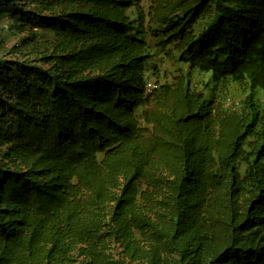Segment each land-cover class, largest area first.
Instances as JSON below:
<instances>
[{
  "label": "trees",
  "instance_id": "16d2710c",
  "mask_svg": "<svg viewBox=\"0 0 264 264\" xmlns=\"http://www.w3.org/2000/svg\"><path fill=\"white\" fill-rule=\"evenodd\" d=\"M142 1L0 0V264H264V0Z\"/></svg>",
  "mask_w": 264,
  "mask_h": 264
},
{
  "label": "rangeland",
  "instance_id": "374dc122",
  "mask_svg": "<svg viewBox=\"0 0 264 264\" xmlns=\"http://www.w3.org/2000/svg\"><path fill=\"white\" fill-rule=\"evenodd\" d=\"M151 1L152 0H143L141 2V7L145 12L147 11ZM8 23H10L9 18H6L5 21H0V61L21 62L23 59H25L24 56L27 54L25 48L21 47L22 39L26 37L28 32L26 28L23 29V32H11L10 30L7 31ZM42 35L43 37L46 36L47 39H50L47 34L42 33ZM16 46L20 47L19 52H15L14 47ZM28 57L29 59H35V55H29ZM155 62L159 66V71L156 72L152 78H150L149 84H153L155 86V83H171L175 76V73H169V71H172L174 67L173 64L166 58H161L160 60L156 59ZM206 77L207 75L195 76L194 83L198 86H201L205 82ZM198 89H200V87Z\"/></svg>",
  "mask_w": 264,
  "mask_h": 264
},
{
  "label": "built area",
  "instance_id": "2783aa9c",
  "mask_svg": "<svg viewBox=\"0 0 264 264\" xmlns=\"http://www.w3.org/2000/svg\"><path fill=\"white\" fill-rule=\"evenodd\" d=\"M155 89V86L153 85V84H147L146 85V91L148 92V93H150L151 91H153Z\"/></svg>",
  "mask_w": 264,
  "mask_h": 264
}]
</instances>
